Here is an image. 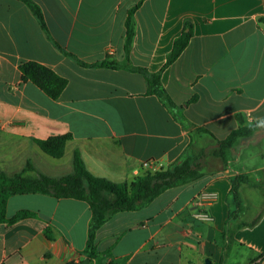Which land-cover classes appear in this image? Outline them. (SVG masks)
Masks as SVG:
<instances>
[{"label":"crops","instance_id":"crops-1","mask_svg":"<svg viewBox=\"0 0 264 264\" xmlns=\"http://www.w3.org/2000/svg\"><path fill=\"white\" fill-rule=\"evenodd\" d=\"M33 1L52 40L85 63L124 59L126 14L141 1L134 13L129 61L150 72L160 69L188 20L189 42L160 80L191 127L184 129L155 95L146 94L140 73L80 66L47 39L25 3L0 0V171L12 176L30 160L45 175H66L78 149L91 174L130 182L168 166L192 134L193 149H204V174L167 189L136 211L113 214L95 233L98 253L92 264H204L206 258L213 264H264V204L252 226L237 223L250 222L258 213L227 220L230 177L243 173L260 182L264 163L256 166L252 153L237 166L245 150L234 157L229 155L233 148L227 150L225 165L213 154L216 139L238 126L236 114L245 124L264 117V23L258 20L264 17V0ZM25 61L39 62L66 78L57 99L20 80L18 65ZM62 134L71 138L59 158L33 141ZM260 137L264 124L236 143L246 149ZM240 190L247 202H257L264 193L246 185ZM21 210L34 215L0 225V264L85 259L86 202L33 193L10 196L6 217ZM203 211L212 220L199 219ZM225 230L231 236L228 250Z\"/></svg>","mask_w":264,"mask_h":264},{"label":"trees","instance_id":"trees-1","mask_svg":"<svg viewBox=\"0 0 264 264\" xmlns=\"http://www.w3.org/2000/svg\"><path fill=\"white\" fill-rule=\"evenodd\" d=\"M20 1L29 8L47 39L61 53L72 58L80 66L109 67L140 73L146 82V94L155 95L173 119L179 122L184 129L191 127V125L187 126L184 121L182 107L175 104L160 80L161 73L175 61L189 42L192 35V25L188 20L184 21L180 34L174 38L171 49L166 54L165 61L160 69L150 72L144 67L131 65L129 61L130 47L135 33L134 13L141 1L128 9L126 14L123 44L124 59L122 61L103 59L94 63L83 62L54 42L49 35L40 7L33 0ZM258 20L264 23V17H260ZM18 70L22 82H31L51 99H57L67 84L66 78L36 61L22 62L18 65ZM236 119L238 126L232 129L225 138L216 139L217 147L213 154L220 159L223 165L227 162L226 151L233 148V145L239 139L252 136L258 127L264 124V117L249 124L244 123L240 114H236ZM195 131L213 137L204 128H196ZM189 137L190 141L187 146L168 166L139 175L130 182H113L107 178L91 174L86 169L78 149L72 152V172L66 175L57 177L45 175L37 170L30 160H27L23 168L12 176L0 171V225L11 224L21 218L34 215L31 211L21 210L14 216L7 218L6 202L13 195L33 193L84 201L90 211L87 238L82 250L85 259L78 263L69 262L67 264H92V259L98 253L94 243L95 233L113 214L123 211H136L149 204L167 189L188 184L204 174V149L195 151L193 149L194 136L191 134ZM70 138V134H62L44 139L35 138L33 141L47 155L59 158L63 155L65 143ZM230 182V203L227 220L235 219L247 202L240 192L243 185L254 188L262 187L260 182H251L247 175L243 173L231 176ZM259 217L260 213L250 222L240 221L237 223V227L252 226L258 221ZM44 233L47 238L51 237L48 227L44 229ZM226 234L228 237L226 249L228 250L231 240L230 231L225 230L223 235L226 236Z\"/></svg>","mask_w":264,"mask_h":264},{"label":"rangeland","instance_id":"rangeland-1","mask_svg":"<svg viewBox=\"0 0 264 264\" xmlns=\"http://www.w3.org/2000/svg\"><path fill=\"white\" fill-rule=\"evenodd\" d=\"M238 142H240V141H238ZM204 144H206V143H204ZM239 144L240 143H235L233 145V150L230 151V153H229V155H231V157H234L235 154L239 153L241 150L242 151L245 150L243 152L244 154H242V156L239 157L240 159L237 163V166L241 165L242 160H243V156L245 154L250 157L252 155V153H256V156H257L256 166L261 165V163H264V138L263 137L252 139V141L250 142L251 145H249V146L247 145L248 147H246V149H242L241 145H239ZM250 163H251V161H250ZM252 164H253V160H252ZM260 174H261L260 184H262V187H260L259 189H264V171ZM250 188H254V187H250ZM240 192L242 194V190H240ZM263 204H264V193H262L261 199H259L257 202L248 201L246 204H244V207L239 212V214L247 213L246 218L247 217H254L260 211Z\"/></svg>","mask_w":264,"mask_h":264},{"label":"built area","instance_id":"built-area-1","mask_svg":"<svg viewBox=\"0 0 264 264\" xmlns=\"http://www.w3.org/2000/svg\"><path fill=\"white\" fill-rule=\"evenodd\" d=\"M197 217L199 219L206 220V221L212 220L211 215L208 212H205V211L198 213Z\"/></svg>","mask_w":264,"mask_h":264},{"label":"water","instance_id":"water-1","mask_svg":"<svg viewBox=\"0 0 264 264\" xmlns=\"http://www.w3.org/2000/svg\"><path fill=\"white\" fill-rule=\"evenodd\" d=\"M204 264H213L210 259L206 258L204 260Z\"/></svg>","mask_w":264,"mask_h":264}]
</instances>
